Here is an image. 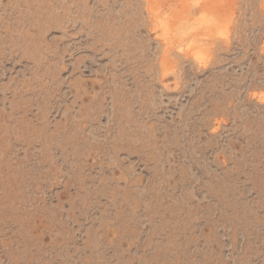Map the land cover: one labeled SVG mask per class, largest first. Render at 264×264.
I'll return each mask as SVG.
<instances>
[{"label": "rangeland", "instance_id": "1", "mask_svg": "<svg viewBox=\"0 0 264 264\" xmlns=\"http://www.w3.org/2000/svg\"><path fill=\"white\" fill-rule=\"evenodd\" d=\"M161 1L0 0V264H264V0Z\"/></svg>", "mask_w": 264, "mask_h": 264}, {"label": "bare ground", "instance_id": "2", "mask_svg": "<svg viewBox=\"0 0 264 264\" xmlns=\"http://www.w3.org/2000/svg\"><path fill=\"white\" fill-rule=\"evenodd\" d=\"M192 6L202 11L200 16L194 19L186 14L187 11L190 13ZM262 7L264 8V3ZM149 9L156 18H159L165 43L186 52L193 45L192 43L186 44L187 38L192 36L200 41L199 36L213 29L218 31L220 39L227 41L229 29L235 18L232 0H193L192 5L186 0H162L157 5H150ZM168 10L169 13H166ZM214 40L211 42L213 43ZM183 45H186V49H183ZM203 46H205L204 43H201L194 54L197 59L204 60L205 63L209 55H206Z\"/></svg>", "mask_w": 264, "mask_h": 264}]
</instances>
